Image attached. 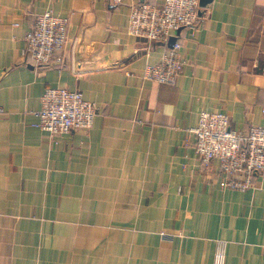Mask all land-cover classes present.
I'll use <instances>...</instances> for the list:
<instances>
[{"label":"crops","instance_id":"1","mask_svg":"<svg viewBox=\"0 0 264 264\" xmlns=\"http://www.w3.org/2000/svg\"><path fill=\"white\" fill-rule=\"evenodd\" d=\"M164 0H0V264H264V174L230 189L195 153L202 110L264 126V0H209L175 36L174 83L144 76L166 45L128 31L130 6ZM67 16L49 64L26 47L36 15ZM48 87L79 89L89 129L37 123Z\"/></svg>","mask_w":264,"mask_h":264},{"label":"built area","instance_id":"2","mask_svg":"<svg viewBox=\"0 0 264 264\" xmlns=\"http://www.w3.org/2000/svg\"><path fill=\"white\" fill-rule=\"evenodd\" d=\"M201 0L149 1L130 6L128 31L148 42L166 45L161 58L147 65L144 76L158 83H174L186 64L183 45L175 33L183 28L194 29L202 19ZM67 16L47 10L37 14L25 39L30 56L38 65L49 64L66 47ZM175 39L173 42L172 39ZM264 74V64L261 69ZM37 111V125L52 135H66L75 129H89L98 114L95 102L86 99L79 89L48 87ZM4 109L0 107V113ZM195 135L194 149L204 166L218 160L224 185L230 189L246 190L254 177L264 174V126L251 125L247 130L231 126L225 111L202 110L198 124L191 129ZM225 248L219 246L215 264H225Z\"/></svg>","mask_w":264,"mask_h":264},{"label":"water","instance_id":"3","mask_svg":"<svg viewBox=\"0 0 264 264\" xmlns=\"http://www.w3.org/2000/svg\"><path fill=\"white\" fill-rule=\"evenodd\" d=\"M208 4H209V0H201V5L203 6V7H206V6H208ZM175 39L173 38L171 41L173 42Z\"/></svg>","mask_w":264,"mask_h":264}]
</instances>
